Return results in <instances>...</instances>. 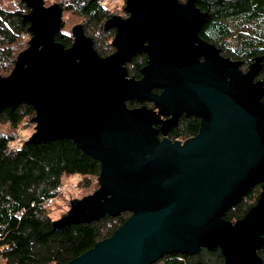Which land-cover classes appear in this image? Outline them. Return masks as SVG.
I'll return each instance as SVG.
<instances>
[{"label": "water", "instance_id": "water-1", "mask_svg": "<svg viewBox=\"0 0 264 264\" xmlns=\"http://www.w3.org/2000/svg\"><path fill=\"white\" fill-rule=\"evenodd\" d=\"M32 37L0 75V113L32 104L27 142L73 138L101 161L100 187L72 199L53 228L131 212L109 238L66 264H154L220 247L227 264H264V192L236 223L225 212L264 184V56L247 71L200 32L196 0H126L114 15L116 51L101 56L83 25L55 40L63 8L22 0Z\"/></svg>", "mask_w": 264, "mask_h": 264}, {"label": "trees", "instance_id": "trees-1", "mask_svg": "<svg viewBox=\"0 0 264 264\" xmlns=\"http://www.w3.org/2000/svg\"><path fill=\"white\" fill-rule=\"evenodd\" d=\"M15 1L16 6L11 8L0 2L1 76L13 71L19 54L29 47L32 37L31 23L24 22L23 15L31 9L25 1ZM123 1L118 12L101 0L55 3L62 6L63 13L77 16L98 54L108 56L116 51V29L106 30L105 24L114 15H130L125 9L126 0ZM195 5L209 16L200 36L219 48L221 55L240 60L242 71L250 68L255 57L264 56V0H196ZM63 23L55 40L69 48L75 37L64 18ZM24 34L29 39L22 37ZM261 64L257 80L264 82V60ZM36 115L35 106L26 103L0 113V264H66L111 237L131 216V212L125 211L116 216L106 214L89 223L53 228L51 206L45 207L47 198L56 195V187L63 184L64 178L75 174L80 175L77 186L86 193L84 197L95 192L100 187L102 166L73 138L40 143L25 140L19 149L11 150L9 142L22 134L20 125H36L32 120ZM263 192V183L255 185L241 202L225 212L224 218L233 223L244 219ZM256 253L264 262V245ZM154 264L227 263L220 247H203L196 254H166Z\"/></svg>", "mask_w": 264, "mask_h": 264}, {"label": "rangeland", "instance_id": "rangeland-1", "mask_svg": "<svg viewBox=\"0 0 264 264\" xmlns=\"http://www.w3.org/2000/svg\"><path fill=\"white\" fill-rule=\"evenodd\" d=\"M2 1V2H1ZM59 0H45V4L47 6L55 4V2H58ZM1 3L7 4L8 8L16 6L17 2L15 0H0ZM105 3L109 5V7L114 10L115 12H118L122 5L124 4L123 0H119L116 2V0H106ZM63 18L64 21L67 25V29L73 30V28L77 25L80 24L78 21L77 16H73L70 12L63 13ZM23 37V36H22ZM29 39V36H28ZM35 125L33 126H25V125H20V132L22 133V137L24 140H28L32 134L34 133V128ZM80 178V175L75 174L71 175L70 177L64 178L63 184H67L68 182H75L78 183V180ZM86 193L82 191L81 188L78 186L76 188H73L71 192L67 194V196L60 197L54 205H52L51 208V216L54 220L60 219L62 216L68 213V211L71 208V200L72 199H81L84 197ZM90 194V193H89Z\"/></svg>", "mask_w": 264, "mask_h": 264}, {"label": "built area", "instance_id": "built-area-1", "mask_svg": "<svg viewBox=\"0 0 264 264\" xmlns=\"http://www.w3.org/2000/svg\"><path fill=\"white\" fill-rule=\"evenodd\" d=\"M102 2H105L106 0H101ZM119 0H116L118 2ZM24 38H28L27 34L22 35ZM24 138L22 137V134L16 138L15 140H12L9 142V148L11 150H17L19 149L23 142ZM77 187V183L75 182H68L67 184H60L59 186L56 187V195L47 198L45 202V207H50L52 204H54L60 197L67 196L69 192L72 191L73 188ZM0 258H1V248H0Z\"/></svg>", "mask_w": 264, "mask_h": 264}]
</instances>
